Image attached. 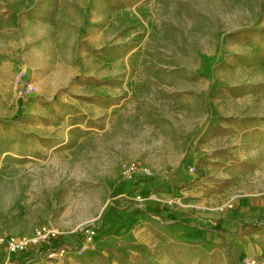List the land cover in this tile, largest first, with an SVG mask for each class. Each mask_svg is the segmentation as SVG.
I'll use <instances>...</instances> for the list:
<instances>
[{"label":"rangeland","instance_id":"obj_1","mask_svg":"<svg viewBox=\"0 0 264 264\" xmlns=\"http://www.w3.org/2000/svg\"><path fill=\"white\" fill-rule=\"evenodd\" d=\"M0 264H264V0H0Z\"/></svg>","mask_w":264,"mask_h":264},{"label":"crops","instance_id":"obj_2","mask_svg":"<svg viewBox=\"0 0 264 264\" xmlns=\"http://www.w3.org/2000/svg\"><path fill=\"white\" fill-rule=\"evenodd\" d=\"M132 184H124L122 188H126L131 186ZM153 185H148L144 188H142L143 192L145 193V196L148 194V190L150 188H152ZM153 199V198H152ZM154 200V199H153ZM153 206L157 205L158 207L156 208V210H166L167 207H165L164 205L158 204L157 201H151ZM245 213H247V211L242 212V213H232L229 216L230 217H236L238 218L240 215H244ZM119 216L121 217V219L116 223L117 220L115 219H110L109 222V229H111L112 231H114L115 233L111 236L112 239H121V240H128L129 236H131V231H130V227L132 225V221L133 219H129L130 218V213H128V211L124 212V213H118ZM115 216V215H114ZM230 221V220H228ZM241 222V219H237L232 221V225L233 227H237V225ZM174 223H170V224H165L164 226L169 228L170 231L173 232H179V233H187L188 237L191 238L192 240H196V241H202L204 239L210 238L209 237V233L208 232H204L201 230H196V228H193L192 225H194L192 223V225L189 222H185L184 224L181 223L179 225H173ZM223 225L225 226L226 223H223Z\"/></svg>","mask_w":264,"mask_h":264},{"label":"built area","instance_id":"obj_3","mask_svg":"<svg viewBox=\"0 0 264 264\" xmlns=\"http://www.w3.org/2000/svg\"><path fill=\"white\" fill-rule=\"evenodd\" d=\"M131 172V174H139L141 176H146L151 174L149 167L143 164H139V165H126L124 167V173H128ZM11 248L15 249V246L13 245L12 247V243H11Z\"/></svg>","mask_w":264,"mask_h":264},{"label":"trees","instance_id":"obj_4","mask_svg":"<svg viewBox=\"0 0 264 264\" xmlns=\"http://www.w3.org/2000/svg\"><path fill=\"white\" fill-rule=\"evenodd\" d=\"M52 239V245L51 243L47 245V249L50 250L51 252L58 251L60 247L65 246L67 243L64 241L62 235H53L51 236Z\"/></svg>","mask_w":264,"mask_h":264}]
</instances>
